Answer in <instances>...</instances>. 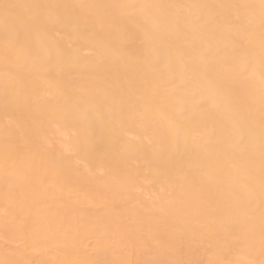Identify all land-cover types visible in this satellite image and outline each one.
<instances>
[{"label": "bare ground", "instance_id": "1", "mask_svg": "<svg viewBox=\"0 0 264 264\" xmlns=\"http://www.w3.org/2000/svg\"><path fill=\"white\" fill-rule=\"evenodd\" d=\"M5 3L64 7L13 54ZM241 4L0 0V264H261L260 21L241 38L219 7Z\"/></svg>", "mask_w": 264, "mask_h": 264}, {"label": "snow or ice", "instance_id": "2", "mask_svg": "<svg viewBox=\"0 0 264 264\" xmlns=\"http://www.w3.org/2000/svg\"><path fill=\"white\" fill-rule=\"evenodd\" d=\"M64 6L61 5H19V4H8L5 3L2 5L3 9V24L5 29L6 37V49L16 54L23 49L21 44L20 33L18 28L20 26L24 29V34L27 36L33 30H39V25L42 22H53V20H60L62 16L61 9ZM142 9L145 10V14H150L147 10L152 8H163V7H183L179 5H141ZM191 7H208V6H191ZM219 7H232L237 9V14L234 17L233 23L236 25L238 30V35L241 38L250 36L253 32V24L257 13L259 15L260 21V66H261V83L264 86V0H259V4H241V5H230L225 6L221 5ZM17 9H26L27 11L24 14L18 13ZM201 20L204 19L203 16L200 17ZM57 49L55 55L49 53L43 67L46 70L59 67L64 62V53L59 50L58 46L52 45ZM155 56V51L150 50L149 58ZM18 60H22L24 63H28L29 56L27 54L23 56H18ZM160 68V63L158 60H154L150 64V69L152 71H157ZM240 75L247 77L249 75V68L247 65L241 61L239 67ZM209 103L213 106H218V100L215 96H210ZM260 105H261V125H260V142H261V153H262V165L259 177V189H260V198H261V236L260 242L261 247L264 249V87L261 90L260 96ZM177 135L179 131L177 129ZM254 133L250 130L249 135L245 138L244 142H249L253 139ZM254 177H250V188L254 187ZM261 264H264V260L261 261Z\"/></svg>", "mask_w": 264, "mask_h": 264}]
</instances>
